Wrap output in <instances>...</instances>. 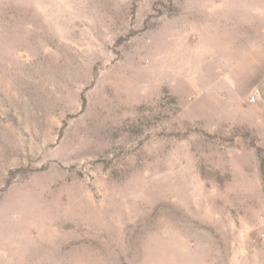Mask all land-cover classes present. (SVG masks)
<instances>
[{"label": "rangeland", "instance_id": "374dc122", "mask_svg": "<svg viewBox=\"0 0 264 264\" xmlns=\"http://www.w3.org/2000/svg\"><path fill=\"white\" fill-rule=\"evenodd\" d=\"M260 158L264 0H0V264H264Z\"/></svg>", "mask_w": 264, "mask_h": 264}, {"label": "trees", "instance_id": "16d2710c", "mask_svg": "<svg viewBox=\"0 0 264 264\" xmlns=\"http://www.w3.org/2000/svg\"><path fill=\"white\" fill-rule=\"evenodd\" d=\"M260 173H261L262 180L264 181V159L263 158H260ZM13 176H14V172H11L7 180L8 183L10 180H12Z\"/></svg>", "mask_w": 264, "mask_h": 264}, {"label": "built area", "instance_id": "2783aa9c", "mask_svg": "<svg viewBox=\"0 0 264 264\" xmlns=\"http://www.w3.org/2000/svg\"><path fill=\"white\" fill-rule=\"evenodd\" d=\"M250 100H251V101H253V100H254V98L252 97Z\"/></svg>", "mask_w": 264, "mask_h": 264}]
</instances>
